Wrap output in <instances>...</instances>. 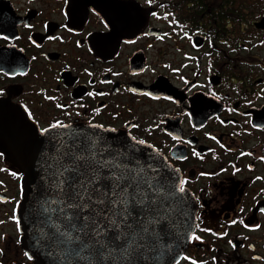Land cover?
<instances>
[{
	"label": "flooded vegetation",
	"instance_id": "obj_1",
	"mask_svg": "<svg viewBox=\"0 0 264 264\" xmlns=\"http://www.w3.org/2000/svg\"><path fill=\"white\" fill-rule=\"evenodd\" d=\"M86 128L174 167L196 218L173 264H264V0H0V264H45L21 214Z\"/></svg>",
	"mask_w": 264,
	"mask_h": 264
},
{
	"label": "water",
	"instance_id": "obj_2",
	"mask_svg": "<svg viewBox=\"0 0 264 264\" xmlns=\"http://www.w3.org/2000/svg\"><path fill=\"white\" fill-rule=\"evenodd\" d=\"M85 131L89 157L78 153L66 165L68 189L52 165L58 186L26 201L21 219L30 250L45 264H173L196 218L174 167L121 131ZM51 207L64 215L55 227Z\"/></svg>",
	"mask_w": 264,
	"mask_h": 264
}]
</instances>
